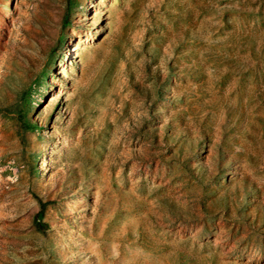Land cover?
Here are the masks:
<instances>
[{
	"label": "rangeland",
	"instance_id": "obj_1",
	"mask_svg": "<svg viewBox=\"0 0 264 264\" xmlns=\"http://www.w3.org/2000/svg\"><path fill=\"white\" fill-rule=\"evenodd\" d=\"M0 264H264V0H0Z\"/></svg>",
	"mask_w": 264,
	"mask_h": 264
}]
</instances>
